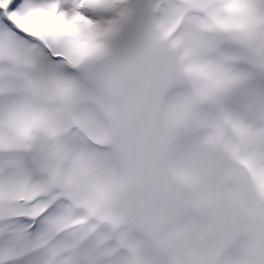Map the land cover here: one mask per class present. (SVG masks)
I'll return each instance as SVG.
<instances>
[{"label":"snow or ice","instance_id":"obj_1","mask_svg":"<svg viewBox=\"0 0 264 264\" xmlns=\"http://www.w3.org/2000/svg\"><path fill=\"white\" fill-rule=\"evenodd\" d=\"M0 264H264V0H0Z\"/></svg>","mask_w":264,"mask_h":264}]
</instances>
